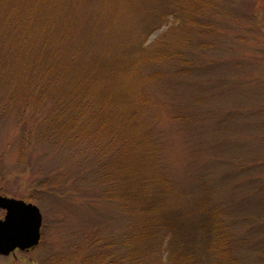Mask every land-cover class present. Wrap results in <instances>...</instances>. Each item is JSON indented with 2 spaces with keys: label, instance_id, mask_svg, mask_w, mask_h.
I'll return each mask as SVG.
<instances>
[{
  "label": "rangeland",
  "instance_id": "obj_1",
  "mask_svg": "<svg viewBox=\"0 0 264 264\" xmlns=\"http://www.w3.org/2000/svg\"><path fill=\"white\" fill-rule=\"evenodd\" d=\"M71 1L73 12L80 11L74 28H66L92 56L95 70L139 61L132 75L148 99L144 127L155 126L151 140L161 173L180 190L207 195L221 207L228 231L238 239L240 261L264 264V27L258 13L244 0H221L189 29L192 21L183 25L170 15L167 23L162 9L144 0ZM97 29L106 30L102 46L89 36ZM185 31L190 36L180 57L145 61L144 51L174 49V38ZM156 72L161 75L154 77ZM18 119L12 111L0 112V195L39 208L41 237L35 248L4 263L128 264L124 253L143 245L123 244L122 205L108 180L117 170L119 142L108 147L103 140L98 166L97 160L82 159L90 142L77 145L83 148L74 155V140L66 146L57 137L48 142L33 134L25 141ZM97 170L108 177L98 178ZM151 263L149 257L142 261Z\"/></svg>",
  "mask_w": 264,
  "mask_h": 264
},
{
  "label": "trees",
  "instance_id": "obj_2",
  "mask_svg": "<svg viewBox=\"0 0 264 264\" xmlns=\"http://www.w3.org/2000/svg\"><path fill=\"white\" fill-rule=\"evenodd\" d=\"M66 1L0 0V112L15 113L25 141L36 134L34 138L48 142L57 137L66 146L73 140L75 146L90 142L88 155L82 159L97 160L98 166L103 140L108 147L119 142L114 154L117 170L111 177L99 170L95 175L107 176L117 188L123 244L143 245L140 251L124 253L128 264H142L146 257L152 258L151 264H243L236 251L238 239L228 231L222 208L204 192L200 197L180 190L161 173L152 141L155 126L144 127L142 111L149 108L148 99L132 75L139 61H127L115 70L111 62L95 70V62H89L92 56L81 51L82 44L66 28H74L71 23L80 11L73 12V1ZM219 1L144 0V4L162 9L167 23L170 15L183 25L192 21L190 29ZM244 1L252 14L258 13L257 23L264 27V0ZM83 19L85 32L87 15ZM105 33L97 29L89 36L102 46ZM188 33L174 38L172 46L178 51L166 45L151 47L143 53L145 61L180 57L179 48ZM159 75L154 73V77ZM81 148L74 147V155Z\"/></svg>",
  "mask_w": 264,
  "mask_h": 264
},
{
  "label": "water",
  "instance_id": "obj_3",
  "mask_svg": "<svg viewBox=\"0 0 264 264\" xmlns=\"http://www.w3.org/2000/svg\"><path fill=\"white\" fill-rule=\"evenodd\" d=\"M0 255L7 256L16 249L26 252L39 244L42 216L30 202L0 195Z\"/></svg>",
  "mask_w": 264,
  "mask_h": 264
},
{
  "label": "flooded vegetation",
  "instance_id": "obj_4",
  "mask_svg": "<svg viewBox=\"0 0 264 264\" xmlns=\"http://www.w3.org/2000/svg\"><path fill=\"white\" fill-rule=\"evenodd\" d=\"M1 196H5V195H1ZM0 219H3V217H4V215H5V210H3V209H0ZM19 250H15V251H12L9 255H7V256H3V255H0V258H2V260H3V262H1L0 264H6V263H4L5 262V260H7L10 256H13V255H15L16 254V252H18ZM19 252H22V251H19Z\"/></svg>",
  "mask_w": 264,
  "mask_h": 264
}]
</instances>
